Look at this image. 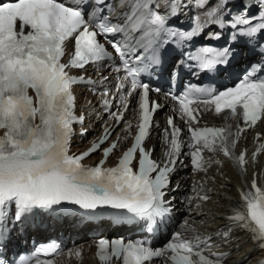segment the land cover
Wrapping results in <instances>:
<instances>
[{
    "label": "snow or ice",
    "instance_id": "obj_1",
    "mask_svg": "<svg viewBox=\"0 0 264 264\" xmlns=\"http://www.w3.org/2000/svg\"><path fill=\"white\" fill-rule=\"evenodd\" d=\"M89 2L93 5L89 19L85 18V0H11L0 3V130H3L0 135V264H55V257L61 254L68 258H83L82 248L63 253L55 243L37 249L35 254L20 258L18 262L5 258L3 244L9 231L10 214L12 220L19 222L34 209L51 210L62 202L83 209L110 207L126 210L148 220L170 211L165 207L164 197L170 174L175 171L180 156L181 130L175 127L171 117L168 118L172 130L166 160L161 164L152 159L154 149L144 147V141L159 105L149 101V92H160V89H150L140 76L150 67L159 65V51L171 38L191 40L209 25L223 28L227 24L234 30L231 40L235 41L238 36L247 38V43L254 48L261 47L260 55L264 56V0H242L241 9L235 13L228 7L230 0ZM186 8L195 10L191 30L182 32L168 27L169 19ZM252 8L256 11L251 12ZM102 13L104 15H100ZM93 20L97 21L94 27ZM212 35L220 38L219 33ZM70 40L74 41V49L68 61L62 62L66 42ZM106 44L113 51H108ZM229 55L227 47L204 46L189 54L187 59L197 62L201 69L210 70L217 64L227 63ZM107 58L118 60L121 67L116 71L125 73L116 85L118 93L126 92L124 96L115 97L120 101V108L126 111L128 98L137 94L138 131L131 147L122 153L116 166L104 167V164L118 148L119 140L104 147V159L89 166L82 161L101 149L112 129L106 127L104 135L86 151L69 154L73 124L83 123L85 119L83 115H76L73 85L95 83L90 78L71 75L70 70H83L86 65ZM261 71H264V60L254 65L233 87L222 91L190 89L183 95L172 96L179 103L180 114L190 122L189 147L193 150L189 155L194 170L207 171V166L212 163H222L220 160H205L202 155L205 149L217 150V139L224 156L234 159L242 170L246 153L232 156L224 128H192L191 122L197 121L194 113L198 108L190 107L194 101L189 97H206L201 102L214 104L217 114L227 109L235 116L239 107L244 122L254 126L264 119V77L256 76ZM30 89L35 95L29 94ZM103 95L107 97L108 92ZM103 103L107 106L110 101L104 99ZM111 115L118 123L124 119L123 111ZM127 128L131 130L132 124L129 123ZM165 139H168L167 135ZM235 143L234 140L233 147ZM259 151H264V145ZM240 197V204L231 209L228 220L250 231L258 246L264 248V188L253 179L251 190L241 189ZM200 199L206 201L210 197L205 194ZM228 235V232L223 233L225 238ZM210 240L211 237L188 239L176 232L165 246L152 248L146 246V241L126 243L122 238H102L97 242L96 256L101 264H147L154 258H163L164 264H222V258L227 254L212 252ZM206 250L208 254H205Z\"/></svg>",
    "mask_w": 264,
    "mask_h": 264
},
{
    "label": "bare ground",
    "instance_id": "obj_2",
    "mask_svg": "<svg viewBox=\"0 0 264 264\" xmlns=\"http://www.w3.org/2000/svg\"><path fill=\"white\" fill-rule=\"evenodd\" d=\"M151 142H155V139L152 138V139H151ZM182 166H183V165H182ZM185 180H186V175H182V174H180V173H178V174L175 175V182L179 181V182H181V183H184ZM231 194H234V192H232ZM219 197H220L221 199H224V195H223L222 193L219 195ZM248 247H249V245L245 247V250H247Z\"/></svg>",
    "mask_w": 264,
    "mask_h": 264
}]
</instances>
